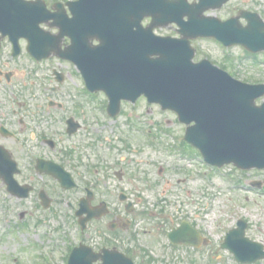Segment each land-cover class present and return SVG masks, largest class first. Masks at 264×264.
<instances>
[{"label": "rangeland", "instance_id": "374dc122", "mask_svg": "<svg viewBox=\"0 0 264 264\" xmlns=\"http://www.w3.org/2000/svg\"><path fill=\"white\" fill-rule=\"evenodd\" d=\"M243 9L264 19V0H232L206 14L226 20ZM157 31L177 35L176 26ZM192 44L196 61L209 59L243 82L264 83V53L252 57L242 47L227 50L213 40ZM9 50L5 44L4 52ZM4 58L6 62V54ZM36 67L25 56L2 67L4 71L16 68L18 77L12 85L0 86V123L20 139L0 138V143L13 152L22 169L17 180L34 185L35 192L25 200L15 198L0 180V264H67L70 249L82 240L96 249L116 245L137 264H240L221 248L239 220L248 223L247 237L264 245V170L228 166L215 171L194 149L183 145L187 154L180 150L186 126L174 113L142 99L126 103L118 116L110 118L97 109L104 105L102 94H88L97 107L87 103L69 63L51 59L40 70ZM53 68L64 74L62 83L50 77ZM50 102L55 107H49ZM257 103H264V96ZM69 118L81 125L71 136L66 134ZM35 156L65 166L78 185L95 190L96 203L106 200L114 213L119 209L125 213L127 203L120 202L119 194L126 193L135 209L126 215L134 225L113 233L107 226L112 217H107L91 222L81 234L73 209L82 189L64 191L49 177H34ZM252 182L261 183L262 189L256 190ZM41 189L53 199L49 209L39 205ZM183 221L199 229L210 245L171 246L167 234Z\"/></svg>", "mask_w": 264, "mask_h": 264}, {"label": "water", "instance_id": "95a60500", "mask_svg": "<svg viewBox=\"0 0 264 264\" xmlns=\"http://www.w3.org/2000/svg\"><path fill=\"white\" fill-rule=\"evenodd\" d=\"M227 1L200 0L199 4L189 5L187 0H80L69 4L74 18L67 22H61L64 15H50L45 11V4L35 2L19 6L25 13L15 17L13 27L7 23L13 18L7 14V5L5 17L0 20V31L16 33L19 30L20 34H26L29 50L38 59L47 58L58 44L55 36L39 29L44 19L55 20L54 25L61 29L59 39L63 35L71 37L74 43L98 39L100 46L79 56L84 69L89 70L91 82L107 91L111 98H127L132 92L130 85L121 89V95L114 94L119 89L117 72L123 71L133 77L132 85L138 82L135 90L138 96L144 93L164 109L176 111L181 122L196 123L188 128L186 140L198 147L208 162L264 169V105H255V100L264 95V86L236 82L209 62L192 63L194 52L189 39L199 36H215L231 45L240 43L255 52L264 50V23L257 15L243 13L249 18L246 28L238 19L221 23L216 18L203 16L206 10L220 8ZM147 16L153 18V24L144 30L141 21ZM185 16L189 22L184 23ZM173 22L181 26L182 40L170 42L153 36L154 27ZM75 47H70L64 56L73 58ZM79 49L87 48L79 46ZM153 55L161 58L154 60ZM0 154L1 159L2 156L6 159L5 163L0 159V176L5 177L11 189L12 177L8 171L12 174L14 165L4 151ZM85 210L90 213L84 209L81 214ZM91 218L92 215L85 221ZM246 228L247 224L240 222L223 247L235 253L239 261L255 262L264 258V247L245 237ZM171 237L176 243L199 244L195 243L197 232L188 226ZM98 258L82 249L73 253L69 264H93ZM102 259L103 264H133L117 252H106Z\"/></svg>", "mask_w": 264, "mask_h": 264}, {"label": "flooded vegetation", "instance_id": "af4514ba", "mask_svg": "<svg viewBox=\"0 0 264 264\" xmlns=\"http://www.w3.org/2000/svg\"><path fill=\"white\" fill-rule=\"evenodd\" d=\"M7 41V39L4 40V43ZM10 54L12 55V51L10 52ZM24 55V54H23ZM22 57V56H21ZM4 59H0V61H2ZM17 59L12 60V63H16ZM8 64L10 63H5V66H8ZM18 77V71L15 68V70H11V71H4L2 69H0V84L2 85H12L11 83L14 81V79ZM65 77H63L64 79ZM58 106L61 107V105L59 104ZM26 117H28L26 115ZM2 127L7 128L10 132L14 133L13 138L18 137V134L9 129V127L5 126L4 124L0 123V138H6L5 136H3L4 131H2ZM9 133V132H8ZM113 226L118 230V231H122L124 229V227H126V221L123 220V216L120 213L117 214H113Z\"/></svg>", "mask_w": 264, "mask_h": 264}]
</instances>
